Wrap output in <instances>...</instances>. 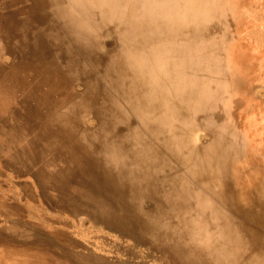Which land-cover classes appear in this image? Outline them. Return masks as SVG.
<instances>
[{"label":"rangeland","instance_id":"obj_1","mask_svg":"<svg viewBox=\"0 0 264 264\" xmlns=\"http://www.w3.org/2000/svg\"><path fill=\"white\" fill-rule=\"evenodd\" d=\"M102 1L61 27L64 40L47 0H0V264H177L130 227L145 213L181 233L154 158L239 150L224 120L231 14L217 0ZM254 92L264 100V82ZM162 106L187 117L161 128ZM253 118L250 133L264 128V107ZM122 161L130 192L118 194L107 172Z\"/></svg>","mask_w":264,"mask_h":264},{"label":"bare ground","instance_id":"obj_2","mask_svg":"<svg viewBox=\"0 0 264 264\" xmlns=\"http://www.w3.org/2000/svg\"><path fill=\"white\" fill-rule=\"evenodd\" d=\"M87 1L65 0L60 4L58 0H47L50 10L55 9V16L60 18L50 16L49 25L64 40L67 36L61 27L85 23L86 19L75 17L86 11ZM105 1L109 8H125L133 0H123L127 6L120 0V4L116 0ZM215 11L231 14L235 23L233 36L223 41L230 68L223 83L229 108L224 120L227 130L239 142L233 148L239 150L208 146L199 157L183 159L185 164H181L180 152L169 159L154 158L160 198L175 215L181 213L178 234L183 238L142 212L133 217L135 224L130 227L139 229L135 237L170 255L177 264H264V128L248 131L255 112L264 107V100H259L254 92L264 82V0H217ZM159 55L162 69L168 59L164 50ZM214 86L212 79L209 106L214 99ZM164 88L162 84L161 89ZM186 94L183 98L190 95ZM186 112L187 109L175 113L162 106L157 126L165 128L167 123L172 124L168 121L180 122L187 117ZM109 158L114 160L115 156ZM97 160L100 167L110 165L108 159ZM123 161L117 166L118 171L109 167L107 172V179L118 194L126 188L130 192L131 177L125 172ZM245 173L247 179L243 177Z\"/></svg>","mask_w":264,"mask_h":264}]
</instances>
